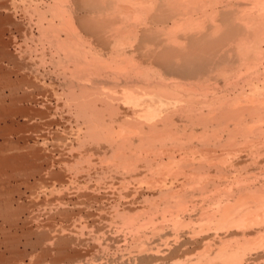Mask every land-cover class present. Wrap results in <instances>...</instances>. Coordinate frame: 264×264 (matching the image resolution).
<instances>
[{
    "label": "bare ground",
    "instance_id": "1",
    "mask_svg": "<svg viewBox=\"0 0 264 264\" xmlns=\"http://www.w3.org/2000/svg\"><path fill=\"white\" fill-rule=\"evenodd\" d=\"M38 2V33L87 120L84 137L103 139L102 157L146 183L120 218L140 228L160 213L220 230L197 239L200 264H240L247 249L264 257V174L245 169L264 148V0Z\"/></svg>",
    "mask_w": 264,
    "mask_h": 264
},
{
    "label": "rangeland",
    "instance_id": "2",
    "mask_svg": "<svg viewBox=\"0 0 264 264\" xmlns=\"http://www.w3.org/2000/svg\"><path fill=\"white\" fill-rule=\"evenodd\" d=\"M21 1L0 0V264H200L202 243L215 242L220 230L198 229L194 218L176 224L160 213L137 229L115 212L146 183L102 157L103 139L84 137L87 120L67 98L55 48L36 27L40 0ZM237 153L227 155L226 164L239 161L235 156L246 157ZM261 154L245 165L259 176L264 174ZM199 195L192 197L194 203ZM247 250L242 264H264V257L255 256L260 251Z\"/></svg>",
    "mask_w": 264,
    "mask_h": 264
}]
</instances>
